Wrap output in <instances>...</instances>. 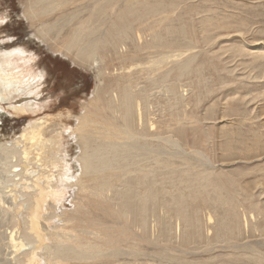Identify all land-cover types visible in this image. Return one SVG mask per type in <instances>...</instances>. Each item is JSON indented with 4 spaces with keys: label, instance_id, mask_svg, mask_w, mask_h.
Instances as JSON below:
<instances>
[{
    "label": "rangeland",
    "instance_id": "1",
    "mask_svg": "<svg viewBox=\"0 0 264 264\" xmlns=\"http://www.w3.org/2000/svg\"><path fill=\"white\" fill-rule=\"evenodd\" d=\"M28 2L0 0V56L5 46L23 50L13 58L20 73L3 66L17 83L0 102V134L15 140L27 124L43 134L25 144L29 170L0 172V195L18 202L0 204V264H264V57L248 50L264 44V0H56L50 16L87 6L90 17L45 40L34 29L44 21L26 18ZM153 56L165 63L161 75L132 69ZM30 73L43 75L34 94ZM118 82L133 84L142 124L122 121ZM127 137L126 154L115 142ZM146 137L155 152L145 158ZM94 148L105 155L93 158ZM14 230L25 254L7 249Z\"/></svg>",
    "mask_w": 264,
    "mask_h": 264
},
{
    "label": "bare ground",
    "instance_id": "2",
    "mask_svg": "<svg viewBox=\"0 0 264 264\" xmlns=\"http://www.w3.org/2000/svg\"><path fill=\"white\" fill-rule=\"evenodd\" d=\"M32 4L35 7H33ZM56 5H57L56 4V0H52L51 2H50V0H47V1L46 0H29L28 4L26 6H24V8L26 9L25 10V15H26L27 20H37V21H41L42 20V21H44L42 24H39V25H37L36 28H34L37 37L39 39H41V40H45L46 38L51 37V35L52 36H55L64 26H66L70 22H72L73 24L75 22H78L79 24H82L83 23V20L85 18H89L90 17V15L83 17V15H85L87 12H89V13L91 12V9L89 11L88 10V7L85 6L84 8H82L79 11H74L72 13H69L66 16L63 14L64 17H61V18L58 17L56 19V15H54L53 17L50 16L56 10V8H57ZM64 5L65 4L63 3V5L59 9L62 10L64 8ZM72 5H73V3H72ZM81 18H82V20L80 22V19ZM102 35L103 34H101V36L99 38V39H101V41L93 42L91 44V46H90L91 47V51L97 50L99 48V46H101V42L103 43V41H106L107 40V36L108 35L107 36L105 35V37H103V39H102ZM167 45L169 46V43L164 44L165 47ZM249 47H252V48L248 49L252 53V55L255 54V55H259L261 58L264 57V44L257 43V44H254V45H250ZM256 47H261V48H256ZM4 50H5L4 51L5 53L0 56V65H1V67H0V102L4 101V96L3 95H6V92L7 91H11L10 88L12 87V83H17L16 81H13L12 80V77H14V76H12L13 75V72L12 71H10V72L8 71L9 73H7L4 70V67L3 66H4V64H7L8 63L10 66H15L14 70L16 69V71L19 72V68H17V65L14 63L15 61H14L13 58L16 55L23 54V50H20V49H17V48H14V49H12L10 51L5 46ZM172 53L173 52H170L168 55H171ZM176 55L177 54H175L174 56H176ZM252 58H253V56H252ZM166 59H168V58H166ZM189 63H190V61L187 62V64L185 65V67H187L189 65ZM164 65H165V63H163L161 61V59H155V56H153V57L149 58L144 63H142V62L135 63V66L132 69H137L138 71H140L139 72V75H145V74L152 75V74H156V73L159 74L158 73L159 70H156V69H159L160 67H162ZM140 68H142V70H140ZM171 69L172 68H170V69L169 68H165V69L161 70L160 73H163V75L166 74V73H170L171 72ZM154 70H156V71H154ZM16 74H18V73H16ZM32 75L33 74L30 73L29 76L27 77V80H28V84H29V81H32L33 82V83L32 82L31 83L34 85L33 86V89L35 88L34 89V92H33V94H34L36 91H40V88H41V86H40L41 80H40V82H38L39 81L38 79L40 78V76H43V75L42 74H38V75H35V77L32 76ZM159 75H161V74H159ZM36 77H38V78L36 79ZM134 80L136 81V83H138V80L137 79H134ZM28 84L26 86L28 88H30V86ZM132 87H133V84L132 83H126L124 85H119V82H118L117 85L115 86V89L114 90H118V92H119V94H117V104H118L119 110L122 111V121L124 122L126 118H131V119L134 118V121H135L136 125L138 126L139 123L142 124L143 113L146 110V108H145V106L142 107V108H139V106L141 105L142 100L139 97L134 96V95L131 94L130 89ZM23 91H24V88H23ZM19 92H21L20 89H19ZM25 92H27V94H30L31 93V91H29V89L26 90ZM93 93L96 94L97 96L105 97L104 96L105 90L104 89L101 90L97 85H95V88L93 90ZM16 94H18V91L16 92ZM5 100H7V99H5ZM7 101L9 102V100H7ZM108 102H111V101H108ZM22 106L23 107H28V108L30 107V105L28 103H22ZM149 115H152V114L149 113ZM147 123L149 124L148 125L149 128L152 129L153 128V123H151L150 121H147ZM147 123H146V125H147ZM167 123H168V118L167 119H165V118L164 119H161V123L160 124L165 125ZM40 125L41 124H33V127L30 124L24 125L23 126V129L19 133V135H16L18 137H16L15 140H14V137H15L14 136L12 138L13 140L11 139L10 141H7V142L6 141L5 142L1 141V137L3 135L1 136V134H0V141H1V143H0V169L1 170H0V172L5 171L6 170V167H9L11 169H15L20 164H22V166H24L23 168H27L28 169L27 165L30 164L29 163V155H30L29 152L30 151H29V149H27V147L25 146V144L29 143V144H31V146H33V144L38 140V138H40L42 136L43 133L39 130ZM112 127H115V126L112 125ZM29 129L31 130V133H29L31 135L28 134V132H30ZM118 134L119 133L114 134L113 137L119 138L117 136ZM122 134L123 135H127V132L124 131ZM143 134H146V131ZM119 136H121V134H119ZM136 136L138 138H141L142 137V135H138V134ZM150 136L151 137L155 136V134H153V130H151L149 132V135L147 137H150ZM147 137L145 139V141L148 143V144L145 143V144H147V147H143L142 146L141 149H140L141 151H143V154H141V155L143 157H145V158L148 157L151 152H155V150L154 149H151V147L149 146V145H152V143L155 142V141H153L151 138H147ZM162 137H165L164 138L165 139L164 142L166 144H168L169 141L172 140V139L180 140V139H178V138H176V137H174L172 135L162 136ZM180 137H181V135H180ZM187 138L188 137L185 136L183 140L186 141ZM13 141L15 142V144L11 143ZM56 141L59 142V140H56ZM156 142H157V140H156ZM9 143H11L12 146L8 147ZM113 143L114 142H112V144ZM115 143L119 147H124V148H122L121 152L122 153H126V154L127 153H130L129 152L130 150H128L125 147V145H127V143H130L131 145L134 144L133 140L129 139L128 137H127V139H126V141L124 143L123 142L122 143L115 142ZM108 144H109V142H108ZM38 151L39 150H37V152ZM85 151H91V150L89 149V150H85ZM61 152H62V150H60V151H58L56 153H61ZM110 152H112V151L110 150L108 153H110ZM102 154H103V156L105 155L103 153V149L94 148L93 153H92V157L95 158L94 155H97L98 156V155H102ZM126 154H124V156L120 157V159L123 160L125 157H127ZM138 156L139 155L136 154L135 155V159ZM166 157H169V156L167 155ZM61 158H62V162H63L64 160H67L68 157L67 158L65 157V159H64V156H62ZM89 158H90V156H87V157H79V158H77L76 161L77 162L79 161L80 162L79 165H80L82 162H84L85 160L87 161V159H89ZM59 159H60V157L56 154V162L59 161ZM127 159L130 160V158H128V157H127ZM69 163L64 164L65 166L63 167L64 168L63 170L66 172L65 174L70 173V171H71V167H70V164ZM101 163H103V162H101ZM130 163H127L126 165L127 166L128 165H131V164H134V165L136 164L137 165V163H135V162H133L131 164ZM103 165L104 164H99L97 166H94L93 167V170L96 169V168H101V167H103ZM210 168L212 169L213 167L210 166ZM149 169H152V166L151 165L149 166ZM86 171H89L90 172L91 170L89 168H87ZM125 174H126V172L123 175H125ZM63 175H62V177H63ZM6 193L7 192H4V194L0 195V204L5 206V202H6L7 203V205H6L7 209H9L11 211L12 210V207L15 206L18 202H16V197H14V195L9 196L10 195L9 194L7 196ZM141 193H142V191H141ZM148 193H147V196L150 195ZM39 204H40V200L36 201V204L34 203L31 208H34L35 206L38 207ZM33 222H34V218L33 217L32 218L30 217V222L29 223H31V229L34 231V234L38 235V229L39 228H36L35 227V224ZM28 225H30V224H28ZM32 230H31V232H32ZM7 234H8V236H5V239L7 240L8 244H9V246H7V249H8L9 252H12V253L17 252L18 253L19 251H21V252H24V254H25L26 253L25 250L28 251V249L26 248L27 245L25 246V243L26 242L24 243V240H23L24 237H22L21 235H19L18 231H16V230L9 231ZM29 241H32V240H29ZM8 244H6V245H8ZM38 245H39V243H38ZM33 251H34V249H33ZM33 259H34V257L31 256L29 258V260H27L26 264H34V262H32Z\"/></svg>",
    "mask_w": 264,
    "mask_h": 264
},
{
    "label": "snow or ice",
    "instance_id": "3",
    "mask_svg": "<svg viewBox=\"0 0 264 264\" xmlns=\"http://www.w3.org/2000/svg\"><path fill=\"white\" fill-rule=\"evenodd\" d=\"M3 23H5V21H4V20H2V19H0V24H3Z\"/></svg>",
    "mask_w": 264,
    "mask_h": 264
}]
</instances>
